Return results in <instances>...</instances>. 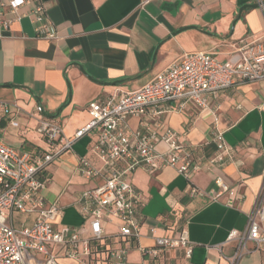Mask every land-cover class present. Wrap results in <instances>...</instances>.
Segmentation results:
<instances>
[{
	"label": "crops",
	"instance_id": "1",
	"mask_svg": "<svg viewBox=\"0 0 264 264\" xmlns=\"http://www.w3.org/2000/svg\"><path fill=\"white\" fill-rule=\"evenodd\" d=\"M56 31V38H38L30 17L0 26V141L31 154L46 149L38 132L44 118L58 123L67 138L90 121L88 105L111 96L135 91L181 56L208 52L218 60L237 62L240 42L264 38V8L238 10L264 0H40ZM27 9H22L25 12ZM40 105L42 113H36ZM159 121L179 138L182 149L203 162L217 152L221 134L230 159L218 168L197 171L190 179L166 167L158 172L138 169L127 181L141 195V224L131 243L122 239L115 248L126 250V264H230L237 239L248 215L264 192V88L260 82H240L221 91L206 108L189 102L182 110L165 112ZM14 123V124H11ZM143 125L155 127L144 115L129 118L130 135ZM97 132L78 139L72 148L42 172L46 204L61 209L59 226L74 228L89 237L79 212L82 192L102 185L107 174L85 179L78 173L81 158L99 169L92 148ZM162 142L155 150L165 151ZM220 177L233 196L190 197L192 188L214 192ZM264 199V196H263ZM230 202H232L230 204ZM116 227L112 230L111 226ZM118 222L104 228L106 238H117ZM186 232L192 246L189 259L182 249L144 255L155 239ZM235 264H264V255L251 243ZM61 264H104L88 258Z\"/></svg>",
	"mask_w": 264,
	"mask_h": 264
},
{
	"label": "built area",
	"instance_id": "2",
	"mask_svg": "<svg viewBox=\"0 0 264 264\" xmlns=\"http://www.w3.org/2000/svg\"><path fill=\"white\" fill-rule=\"evenodd\" d=\"M258 4L264 8L261 2ZM24 8L27 11L21 12ZM26 17L31 18L36 37L56 38V31L40 0H0L2 28ZM237 51V62L218 60L208 52L185 53L141 88L91 102L87 108L90 121L72 138L64 136L58 123L42 118L38 126L46 144L42 152L17 151L0 141V264H61L62 258L91 260L94 255L90 244L106 238L104 228L107 224L119 223V239L136 240L138 237L142 199L127 181L136 170L158 172L170 167L190 179L194 172L223 166L230 159V152L221 134L215 137L217 152L198 162L191 151L180 147L176 133L159 118L165 112L182 110L189 102L206 108L218 93L240 82H260L264 88V38L240 42ZM0 105L8 114L6 104ZM35 111L42 113L43 110L37 105ZM146 114L155 121V127L143 125L128 135V119H140ZM91 131L98 135L92 151L101 167L96 169L89 160L81 158L78 173L85 179L101 174H107V177L102 185L82 192L78 199L80 215L89 230V237L81 238L74 228L58 227L61 209L56 203L46 204L41 196L45 187L42 172ZM158 142L165 145V151L155 150ZM213 183L217 191L192 188L189 196L208 197L211 202H216L223 194L233 196L230 187L220 177H216ZM263 196L264 192L258 196L248 215L245 231H232L228 235V240L238 241L230 264L241 258L248 243L264 255ZM164 249H182L187 259L192 253L184 231L175 237L156 238L154 247L142 250V253L155 257ZM125 254L124 248L114 249L109 253L108 264H126Z\"/></svg>",
	"mask_w": 264,
	"mask_h": 264
},
{
	"label": "trees",
	"instance_id": "3",
	"mask_svg": "<svg viewBox=\"0 0 264 264\" xmlns=\"http://www.w3.org/2000/svg\"><path fill=\"white\" fill-rule=\"evenodd\" d=\"M126 240L130 241L131 243L135 241L133 238ZM118 243H122V239H119V241L116 242L114 238H104L100 241L91 242V253L94 255L91 260L108 264L109 253L116 249L115 245Z\"/></svg>",
	"mask_w": 264,
	"mask_h": 264
},
{
	"label": "water",
	"instance_id": "4",
	"mask_svg": "<svg viewBox=\"0 0 264 264\" xmlns=\"http://www.w3.org/2000/svg\"><path fill=\"white\" fill-rule=\"evenodd\" d=\"M263 7H264V4H263ZM247 8H259V4H252V5H246V6H243L241 7L239 10H238V18L241 14V12L244 10V9H247Z\"/></svg>",
	"mask_w": 264,
	"mask_h": 264
},
{
	"label": "rangeland",
	"instance_id": "5",
	"mask_svg": "<svg viewBox=\"0 0 264 264\" xmlns=\"http://www.w3.org/2000/svg\"><path fill=\"white\" fill-rule=\"evenodd\" d=\"M115 227H116V225H115V224H113V225L111 226V229L113 230Z\"/></svg>",
	"mask_w": 264,
	"mask_h": 264
}]
</instances>
